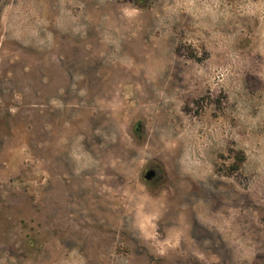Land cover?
<instances>
[{
	"label": "rangeland",
	"instance_id": "374dc122",
	"mask_svg": "<svg viewBox=\"0 0 264 264\" xmlns=\"http://www.w3.org/2000/svg\"><path fill=\"white\" fill-rule=\"evenodd\" d=\"M0 264H264V0H0Z\"/></svg>",
	"mask_w": 264,
	"mask_h": 264
},
{
	"label": "flooded vegetation",
	"instance_id": "af4514ba",
	"mask_svg": "<svg viewBox=\"0 0 264 264\" xmlns=\"http://www.w3.org/2000/svg\"><path fill=\"white\" fill-rule=\"evenodd\" d=\"M148 169H149L148 172L152 171V170L155 172V175L150 180H148V182H150V183L159 182L161 180V175H160V172H159V168L151 166Z\"/></svg>",
	"mask_w": 264,
	"mask_h": 264
},
{
	"label": "water",
	"instance_id": "95a60500",
	"mask_svg": "<svg viewBox=\"0 0 264 264\" xmlns=\"http://www.w3.org/2000/svg\"><path fill=\"white\" fill-rule=\"evenodd\" d=\"M154 175H155V172L152 170V171H149V172L145 175V178H146V180H150Z\"/></svg>",
	"mask_w": 264,
	"mask_h": 264
},
{
	"label": "trees",
	"instance_id": "16d2710c",
	"mask_svg": "<svg viewBox=\"0 0 264 264\" xmlns=\"http://www.w3.org/2000/svg\"><path fill=\"white\" fill-rule=\"evenodd\" d=\"M141 130H140V126L136 129V134H140Z\"/></svg>",
	"mask_w": 264,
	"mask_h": 264
}]
</instances>
